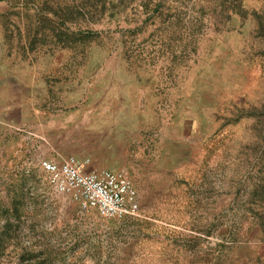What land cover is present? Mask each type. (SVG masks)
I'll list each match as a JSON object with an SVG mask.
<instances>
[{
    "label": "rangeland",
    "instance_id": "rangeland-1",
    "mask_svg": "<svg viewBox=\"0 0 264 264\" xmlns=\"http://www.w3.org/2000/svg\"><path fill=\"white\" fill-rule=\"evenodd\" d=\"M67 158L138 211L55 191ZM0 264H264V0H0Z\"/></svg>",
    "mask_w": 264,
    "mask_h": 264
},
{
    "label": "built area",
    "instance_id": "built-area-1",
    "mask_svg": "<svg viewBox=\"0 0 264 264\" xmlns=\"http://www.w3.org/2000/svg\"><path fill=\"white\" fill-rule=\"evenodd\" d=\"M39 166L55 191L82 209L95 211L103 219H120L138 211L136 191L123 172L85 170L73 158L44 159Z\"/></svg>",
    "mask_w": 264,
    "mask_h": 264
}]
</instances>
